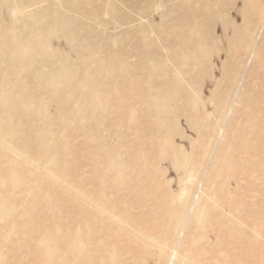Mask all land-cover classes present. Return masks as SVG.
Masks as SVG:
<instances>
[{"label": "rangeland", "instance_id": "rangeland-1", "mask_svg": "<svg viewBox=\"0 0 264 264\" xmlns=\"http://www.w3.org/2000/svg\"><path fill=\"white\" fill-rule=\"evenodd\" d=\"M10 1L30 6L19 27L0 21V32H9L0 37V50L16 45V36L26 40L24 30L33 32L39 48L20 49L11 63L0 60V84H7L0 98L33 102L24 103L29 109L0 104V134L16 122L10 142L39 157L47 148L52 171L65 168L94 203L119 216L125 210L116 206L127 208L137 230L153 236L155 245L148 250L138 246L137 237L115 240L123 263L163 264L157 247L176 240L174 252L182 249L185 263L264 264V0H112L116 8L98 0H83L79 7L74 2L79 0H0L3 20ZM114 11L121 23L132 20L113 33L118 58L100 39L96 57L73 54L57 75L39 64L43 81L28 77L33 54L41 60L45 46L56 68L60 52L69 58L67 52L75 50L67 39L76 47L81 29L61 22L60 13L83 17L92 29L93 13L100 12L101 30L110 32ZM12 66L27 67L20 72L21 88L12 86L17 80ZM83 69L96 79L84 90L104 93L92 103L73 86ZM41 84L60 86L63 95ZM34 124L51 126L43 139ZM34 178L31 174L25 185L36 188ZM3 179L10 182V175ZM23 187L13 189L21 194ZM53 194L58 199L48 213L64 211L66 218L58 219L69 230H96L106 222L86 211L72 222L68 210L76 214L82 208L71 197L62 200L64 192ZM43 198L36 195V205L26 204L32 218ZM101 239L96 233L85 237L91 244ZM91 255L94 264H102L103 251Z\"/></svg>", "mask_w": 264, "mask_h": 264}, {"label": "bare ground", "instance_id": "bare-ground-1", "mask_svg": "<svg viewBox=\"0 0 264 264\" xmlns=\"http://www.w3.org/2000/svg\"><path fill=\"white\" fill-rule=\"evenodd\" d=\"M42 1L43 0H37L34 2L35 4H39ZM82 1L83 0L74 2H77L75 4H78L77 7H79ZM91 1L95 3L97 0ZM98 1L106 6L116 8V4L112 0ZM27 6L24 5L23 2L19 3L17 1H10L6 7L8 10L7 16L9 14V17L7 20H3L0 17V21H2V23H4L3 25H6L7 27H19L21 15L24 13V9ZM60 14L61 16L58 19L61 22L65 24L75 23L81 29L79 30V42L76 47L73 45L74 42H70L71 39H67V45L69 48L72 46L75 49L73 53H70V51L67 52V56L71 59L64 57L63 53L60 52V58L62 59L59 67L56 68L55 66H52L49 50L47 49V46H45L42 52L44 56L41 60L36 57L35 53L33 54L30 67L31 71L28 72V77L39 82L43 81L44 76L41 75L40 68L38 67L39 64L45 65L49 75H57L60 74L65 67H68L67 64L71 63L67 61H71L72 58H75L73 57V54L80 59L88 53L91 56L96 57L95 54L99 52L97 43L100 39L103 40L105 47L113 49V57H115V59L118 58L115 52L116 43L114 42L116 36L113 33L118 27H123L124 24L131 23L132 20L121 23L117 12L114 11L112 12L113 18L109 22L110 32H107L101 30L104 17L100 12L93 13L94 16L92 17L96 24L92 29L86 27L83 23V17L82 19H74L67 16L65 12ZM139 14L140 16H143V11L139 10ZM88 29L91 30L90 33L87 32ZM24 31L27 33V39L23 40L16 36V45L11 44L8 46V48L10 47L9 49L6 48L0 50V60L5 59L11 63L12 58L18 54L20 49L27 48L28 46L38 47L33 43V32L27 30ZM7 34H9V32H0V37ZM84 34H86V36L94 34V36L90 37L94 38V40L90 41V38L88 37L87 39H83L82 36ZM23 67L24 66H12L14 69V71L12 70V73H14L17 78L12 86L16 89L21 88V84L18 82L21 77L20 72H23L27 68L26 67L23 70ZM89 72V70L83 69L73 86L76 90L80 91L82 99H86L89 103H92L104 93L102 90L98 89L89 90V92L84 90L85 87L93 85V81H96L95 78L92 81ZM6 85V83L0 84V89H3ZM41 85L46 88L54 89L55 94L57 95H63L61 94L60 86L55 87L49 84ZM61 87L64 88L63 86ZM91 88L92 86H90V89ZM19 93L21 92L19 91ZM65 98L68 101L71 100L67 95H65ZM8 100L5 98L4 94H1L0 104L3 107H26L29 109L28 105L24 103L29 102L30 105H33L32 101L25 100L19 102L12 99H10V101ZM38 111L42 112L43 109L40 108ZM100 116L102 118V115ZM163 116L164 118L168 117V115L165 114H163ZM41 127L46 129L42 130ZM47 127L51 126L34 124L32 125V130L36 132V135L42 138L44 137L43 135H46V132L49 129ZM16 128L17 123L13 121L8 133L4 135L0 134V264H94L95 259L91 255L93 250H96L97 252H99V250L103 251V255L101 256L102 264H126L123 263L121 259V253L123 250L118 248L115 244V240H123L128 243L129 241H132L134 237H137L136 243L139 247L142 246L148 250H152V246L155 245V238L137 230V221L127 212V208L119 205L116 206L119 212L123 209L125 210V212L121 214L122 216H119L116 211H110L107 205L101 206L94 203L93 198L89 196V193H87L86 190L78 189L79 185L76 183L77 180H70V177L64 170L65 168L61 166L59 172L52 171L54 158L53 155L49 154L47 148H41V151L44 153L39 157L38 155L33 156L27 151L20 149L16 146L14 141L10 142V139L8 140L7 137H11L15 140L13 134ZM160 135L161 133L159 134V137ZM2 142H6V145L3 146ZM3 157L6 158L4 162L1 160ZM31 174H35L34 180L36 188H34L35 186L31 183L25 185V180H27ZM4 175H10V182L5 181L4 179L2 180ZM16 184H20L22 187L24 186V193L19 194L17 189L16 191L13 189ZM97 186L98 184L95 187V191L98 190ZM2 188L5 190L1 191ZM54 190L60 191V194L63 192L68 194L61 195L62 200L71 197L72 200L82 208V210H79L76 214H73L70 209L68 210V216L73 218L72 222L83 219L85 211L87 216L103 217L106 219V222L103 225L98 226L96 230L90 228H79L78 230L73 228L69 230L66 225L61 224L60 222L66 218L64 217V211L61 210L59 212L48 213V211L56 205L55 200L58 199L57 195L53 194ZM36 195H44L45 197L40 202L38 210H35L38 214L37 219L32 218L33 210L26 205L28 203L36 205ZM15 198L19 200L18 203L20 204L14 202ZM58 218H60V221ZM185 232L187 233L188 230H185ZM95 233L102 236L100 241L91 244L90 241L85 240V237H92ZM173 233L174 232L171 231L168 235ZM61 238H63V241H61ZM166 239L167 235L163 237V240ZM253 239L256 241V238ZM64 241L66 242L62 245V242ZM175 244H177L176 240H172L165 245L161 244V246L157 247L163 257V264H198L193 259L186 263L183 262V251L181 249L174 252V247H176ZM131 247L138 250L136 246ZM128 251L130 253V248H128ZM251 264L258 263L253 262Z\"/></svg>", "mask_w": 264, "mask_h": 264}]
</instances>
